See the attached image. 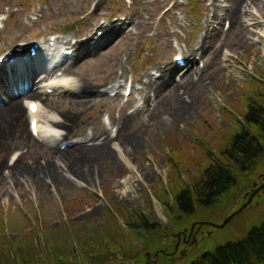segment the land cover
Returning a JSON list of instances; mask_svg holds the SVG:
<instances>
[{
    "label": "rangeland",
    "instance_id": "374dc122",
    "mask_svg": "<svg viewBox=\"0 0 264 264\" xmlns=\"http://www.w3.org/2000/svg\"><path fill=\"white\" fill-rule=\"evenodd\" d=\"M223 1L0 0V56H6L7 51H27L35 42L46 44L51 36L58 37L63 47L68 46L67 40H72L73 45L79 40L85 42L91 34L93 42L97 43L94 45L97 47L95 54L86 59L69 63L72 58H64L67 66H70L68 74H63L59 69L51 71L50 67L41 65V71L53 72V78L46 82L38 81L34 91L52 96L53 100L49 107L44 104L42 107L37 102L41 113L38 116L39 137L31 132L29 116L21 130L17 113H0V249L8 244L10 249L14 245L23 246L26 250L34 246L32 258L43 263L55 246L64 251H78L86 245L78 242L77 235L87 244L92 235L101 238L100 233H105L110 227L122 241L125 240L122 238L124 235L129 237L130 246L127 249L133 255L145 248V239L149 237L141 233L147 237L140 240L139 234L128 231L126 221L133 213L141 212L168 230L174 228L173 219L181 221V218L175 219L170 215L167 206V202L171 204L173 198L169 188L170 179L177 170L180 183H187L192 175L199 173V162L204 155L209 156L211 146L214 154H218L215 146L221 138L226 143V134L233 129V121H240L242 113L246 111L245 100L250 99L245 98L246 94L251 93L254 86H259L264 77V0H258L257 5L252 6L250 0L245 1L241 5V19L233 27L228 18L223 19L222 23L211 20L209 7L213 9L212 3L219 8L228 7L227 0ZM205 21H209L212 29L207 41L215 33L217 38L211 44L208 56L196 54L192 63L193 68L205 74L201 78L202 84L197 86V96L196 92L190 93L186 84L184 86L181 80L186 73L179 69L174 76L176 82L181 81L174 90L175 100L166 104L164 110L157 107L155 112H150L152 114L143 112L148 103L141 101L138 92L142 84L139 81L146 72H151L158 81L160 75L156 70L165 62L174 65L176 55H182L187 61L188 50L199 42ZM241 29L246 35L241 34ZM168 40L174 50L168 47ZM214 51L216 54L211 55ZM230 59L235 63H228ZM119 63L126 71L120 93L123 95L127 85L132 86L131 81L134 82L135 91L129 98L124 97L102 108L101 104L95 106L94 102L87 100L91 97L84 96L78 84L91 87L92 95H98L99 99L108 98L106 92L115 84H120L113 79L114 72L120 66L111 67ZM59 66L63 65L59 63ZM29 73L30 63H27L18 75L24 74L27 80ZM38 76L41 77V73ZM208 77L212 79L210 83L206 81ZM7 85L10 91L17 87L11 79ZM47 87H53L55 93H47ZM6 97L0 93V107L4 106ZM131 97L135 98L133 102ZM177 99L188 104L187 116L179 117L176 103L180 102ZM34 100L37 101L23 96L20 107L27 112V104ZM84 102L86 104L80 106ZM125 104L128 106L126 116H135L127 134L132 137L144 124L148 128V132L137 135L139 149L135 154L123 155L120 144L116 142L109 148L114 156V166L97 159L76 161L74 167L87 174L90 180L67 173L64 163H58L57 167L66 174L67 180L73 179L69 188L48 186L44 190L34 173L20 178L19 183L13 179V164L26 167L47 165L57 158L55 151L60 150L62 144L76 147L81 142L79 146L84 145L86 137L90 138L94 115L99 117V112V121L108 127L110 134L116 136L123 122L118 128L114 127L112 118L119 117V110ZM151 104L154 106V99ZM71 110L76 116L73 128L65 131L52 129V122L63 120L65 113ZM65 134H69L67 138ZM88 139L86 141L89 142ZM97 143L90 141L88 147ZM174 150L179 153L180 161L174 157L172 159ZM144 169L149 170L152 176H147ZM256 183L257 187L254 188ZM263 183L264 169L253 177L250 185L245 178L233 193L218 203L217 208L224 212L207 222L221 224L246 203L244 195L247 192H254ZM199 214L203 216V213ZM232 220L223 229L209 227L202 230L197 246L189 248L185 255H180V251L185 249L181 247L178 252L168 256V264H185L184 258L189 251L204 246L212 249L240 237L244 231L261 223L264 220V192L261 190L252 206ZM186 221L187 224H182L181 229L190 233L198 219L191 223L190 220ZM118 225L127 232L118 229ZM197 229L195 227L193 232H197ZM173 233L160 237L164 242L175 245L176 232ZM12 254L17 260L11 258L4 262L20 264V254ZM5 255L7 252L0 254V257ZM128 257L125 252L119 251L103 256L101 263L119 264ZM87 258L89 254H86ZM158 259L149 264H161Z\"/></svg>",
    "mask_w": 264,
    "mask_h": 264
},
{
    "label": "trees",
    "instance_id": "16d2710c",
    "mask_svg": "<svg viewBox=\"0 0 264 264\" xmlns=\"http://www.w3.org/2000/svg\"><path fill=\"white\" fill-rule=\"evenodd\" d=\"M258 85L252 88L251 93L246 94L245 98H250L245 100L246 111L242 113L240 121H233V129L226 134V143L221 138L215 146L218 154H214L211 146L209 156L204 155L199 162V173L192 175L187 183H180L177 170L170 179L169 188L173 198L171 204L167 202V206L171 216L175 219L181 218V221L173 219L174 230L165 229L154 219L141 212H135L126 221L128 231L139 234L140 240L149 236L145 239V248L137 254L132 252L133 255H130L128 252L129 237L124 235L122 238L125 240L122 241L107 227L105 233H100L101 238L92 235L87 244L77 235L78 242L86 245L78 251H64L58 245L55 246L48 260L43 263L32 258L34 252L31 250L34 246H30L28 250L19 245H14L13 249H10L9 244L2 246L0 254L7 252V256L0 257V264H6L5 259L17 260L13 257V252L20 254V264H102L103 256L114 255L119 251L130 256L119 264H149L154 262V255L157 253L159 262L168 264L169 255L166 254L173 253L175 245L164 242L161 239L162 234L181 232V225L187 224L186 220H190V223L196 219L198 222H207L210 218H217L224 212L217 208L218 203L233 193L245 178L248 179L249 185L252 184L253 177L264 169V77ZM172 155V159L174 157L180 161L178 152L174 150ZM199 212L203 213V216H200ZM118 229L127 232L120 225ZM239 236L212 249L204 246L189 251L184 258L185 264H264V220ZM86 254H89L90 259H85ZM147 254H150L149 259Z\"/></svg>",
    "mask_w": 264,
    "mask_h": 264
},
{
    "label": "bare ground",
    "instance_id": "6f19581e",
    "mask_svg": "<svg viewBox=\"0 0 264 264\" xmlns=\"http://www.w3.org/2000/svg\"><path fill=\"white\" fill-rule=\"evenodd\" d=\"M247 0H227V3L229 4L228 7H222L219 8L216 3H212L213 9L209 7L212 13L211 20L220 22L223 21V19H229L231 27L233 25L235 26L237 22L241 19V5ZM225 0L223 1V3ZM258 0H250V6L252 5H257L256 3ZM250 15V13H249ZM129 23L131 22V19L128 20ZM238 24V23H237ZM232 28H230L231 30ZM106 31V30H104ZM209 33L211 35L212 29L211 25L209 24V21H205L203 24L202 28V34L199 39V42L190 47L192 50H188L187 53V59L190 65H193L192 63L195 62V56L196 54H199L207 57V53L211 49V44H213L217 38V33H215L209 41H207V37H209ZM221 32L218 31V35H220ZM241 34H245L244 30L241 29ZM246 35V34H245ZM168 37H171L170 34H167ZM93 35H89L88 38L83 42V40L77 41L74 45H72V40H67L69 43L67 45H70L72 47V55H74V61L77 60H82L86 59V57H90L94 55L95 51H97V47L94 46L97 43H94L93 41ZM242 39H245L244 37ZM66 41V42H67ZM60 42V41H59ZM168 47L172 50L175 48L173 47L172 43L170 40H168L167 43ZM60 51V50H59ZM22 53L20 50H15L13 52V58L16 57V54ZM216 54V51L211 53V55ZM51 56H57L51 52ZM67 56L65 54H61L58 57ZM11 57H7L6 61L9 62ZM41 63H47L48 60H41ZM39 62V63H40ZM228 63H235V60L230 59L228 60ZM121 63L117 65H111L115 66H120ZM26 66L21 60L17 61L16 66H12L9 69H6L5 66L0 68V93L2 95H7L6 101L3 107H0V113L6 114L10 113L8 115H15L17 113L18 117V123H19V128L21 130L24 129V124L26 121V118H28V115L31 116L32 118L36 119L38 118L40 110L38 109L37 113L35 115H31L30 111L26 112L25 109H22L20 107V99L23 96L31 97L33 99H37L35 102H39L40 106L43 107V104L45 106H48L52 102V96L41 94L38 91H34V88L36 87V83L38 81L40 82H46L49 81L53 78L52 73L53 72H42L41 69H37L35 65H32L30 67V73L29 76L27 77V80H25V75L21 74L20 76H17L13 81L14 84L17 85V90L16 91H10L9 86L7 84V77L9 74L13 75L14 69L21 68ZM34 67V68H33ZM227 69L229 67H226ZM55 69H59L62 71L63 74H68L70 73V66L63 65V66H57ZM54 69V70H55ZM179 71V68L177 65H173L172 63L165 62L162 64L156 72L160 75L158 81L153 78V75L151 72L145 73L143 79H141L139 82L142 84V89L139 93L141 96L142 100L147 101V106H145L144 111L149 112L151 111L155 112L156 108H162L163 110L166 108V104L170 103V101L175 100L174 99V90L177 88V85L180 86V82H184V86L186 84V88L190 91V93L196 92L197 96V86L199 84H202L201 78L204 77L205 74L202 73L199 69L191 67V70L187 71L184 77L180 82L175 81V73ZM125 69L123 66H120V69L116 72H114V80H118L116 82H121L122 80H125ZM41 73V77L38 76ZM233 73V72H231ZM38 77H37V76ZM168 78V79H167ZM206 81L210 83L212 79L208 77ZM6 79V84L4 83ZM24 80L22 83H19V81ZM54 86V85H52ZM79 89L83 91L84 96H89L91 98H87V100H90L91 102L95 103V106H99L100 104L102 107H105L107 104L111 102H116L118 100H121L122 95L120 92H118V96L115 99H109V98H100L98 95L93 96L91 87L85 84H78ZM47 88H52L53 87H47ZM120 90V87H114L113 89L109 90L108 92H117ZM127 87L124 90V93L126 92ZM152 93L155 94V96L152 97ZM152 97V98H151ZM181 97V96H180ZM133 101L135 98H131ZM154 99V106L151 104V101ZM178 102L176 103V108L179 117H185L189 113V106L186 103L181 102L180 100L177 99ZM87 101V102H90ZM84 104H80V106H84ZM3 105V104H2ZM161 106V107H159ZM127 108L128 106L125 104L122 106L119 110V117L112 118V125L114 127H119L121 123L123 122L122 126L118 128V133L116 136H113L110 134L108 127L99 121V118L101 117V112H99V117H97V114L94 115V122L92 123V132L90 134V138L86 137V140L88 139L89 142L95 140L98 143L94 145L93 147H88V141L84 140L83 143L84 145L82 146H77L73 147L71 149H65L64 151L58 150L55 151V155L57 156L56 159H52L47 165H36L33 167H26L24 165L18 164H13L11 168V174L13 175V179L19 183L20 178H25L27 176H31V174L36 175L38 182L41 184L42 188L46 190V187L51 186V187H65L69 188L71 185L69 184L73 179L69 178L67 180V176L64 172L60 171V168L57 167V164L62 162L64 163V167L66 168L67 173L69 174H75L77 177L84 178L85 180H90L87 177V174L82 173L81 171L79 172L77 168L74 167L75 162L78 160H92V159H97V161H102L104 164H111V166H114V156H112V152L110 151V145L112 143L118 142L120 144L121 151L123 155H133L138 151L139 149V142H138V136L141 132H148V128L146 124L142 126L136 134H134L132 137H130L127 134V131L130 128V125L132 122L135 120V116H126L127 113ZM153 109V110H152ZM70 112V113H69ZM71 111H68V113H65V117L63 116V120H60L58 122H52V129L54 130H61L65 131L67 129L73 128L74 126V120L76 119V116L71 113ZM41 114V113H40ZM152 116V115H151ZM113 127V128H114ZM24 135V134H23ZM69 134H65V137L67 138ZM128 154V155H127ZM145 174L147 176H152L149 170L144 169ZM80 175V176H78Z\"/></svg>",
    "mask_w": 264,
    "mask_h": 264
},
{
    "label": "water",
    "instance_id": "95a60500",
    "mask_svg": "<svg viewBox=\"0 0 264 264\" xmlns=\"http://www.w3.org/2000/svg\"><path fill=\"white\" fill-rule=\"evenodd\" d=\"M256 186V184L254 185V187ZM264 189V184L259 187L256 192H259L260 190ZM253 196L252 195L250 198H249V201L244 204L239 210H237L235 213H233L232 215H230L221 225H215V224H210L212 227H215L217 229H223L236 215H238L239 213H241L251 202H252V199H253ZM196 224H193L192 227H191V233L193 232V229L195 228ZM179 238H180V234L177 235ZM195 241V240H194ZM185 252H182V255H184ZM158 257V253L155 254V258Z\"/></svg>",
    "mask_w": 264,
    "mask_h": 264
},
{
    "label": "flooded vegetation",
    "instance_id": "af4514ba",
    "mask_svg": "<svg viewBox=\"0 0 264 264\" xmlns=\"http://www.w3.org/2000/svg\"><path fill=\"white\" fill-rule=\"evenodd\" d=\"M201 231V230H200ZM182 232H184L182 235H181V237H180V240L181 241H179V239L177 240V243L178 242H180V244L178 245V249H180L181 248V246H184V247H189V246H191V242H192V240H193V238H194V236H195V233L193 234V232H192V234L190 235L189 233H187V231H182ZM177 249V250H178Z\"/></svg>",
    "mask_w": 264,
    "mask_h": 264
},
{
    "label": "snow or ice",
    "instance_id": "6c2138e0",
    "mask_svg": "<svg viewBox=\"0 0 264 264\" xmlns=\"http://www.w3.org/2000/svg\"><path fill=\"white\" fill-rule=\"evenodd\" d=\"M33 110L35 111V105L32 106Z\"/></svg>",
    "mask_w": 264,
    "mask_h": 264
}]
</instances>
